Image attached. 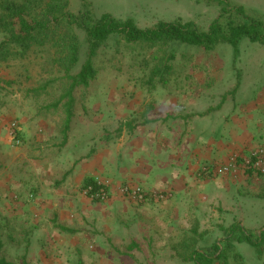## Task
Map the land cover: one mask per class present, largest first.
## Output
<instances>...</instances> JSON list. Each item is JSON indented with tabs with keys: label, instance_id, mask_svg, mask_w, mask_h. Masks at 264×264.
Segmentation results:
<instances>
[{
	"label": "rangeland",
	"instance_id": "1",
	"mask_svg": "<svg viewBox=\"0 0 264 264\" xmlns=\"http://www.w3.org/2000/svg\"><path fill=\"white\" fill-rule=\"evenodd\" d=\"M228 1L264 16V0ZM86 9L95 17L110 13L119 19L131 18L141 28L154 27L160 21H182L194 22L202 30H208L221 13L215 0H70L74 14ZM78 34L82 48L73 74L80 71L87 52L85 33L78 29ZM93 62L95 78L87 86L76 87L72 103L64 97L69 80L62 78L43 88L36 79L47 76L39 75L38 69L33 71V80H21L14 68L0 64V118L9 119L7 129H0V168L23 177L29 165L24 162L25 155L34 161L42 155L55 160L65 156L71 161L77 154L98 148L109 136L119 138V129L126 127L121 115L127 103L143 101L148 95L163 98L172 88L224 92L241 82L246 92L264 91V43L247 38L240 40L237 50L229 43H221L208 51L180 41L156 46L127 44L120 36H112ZM204 93L197 95L202 97ZM69 105L72 118L67 128ZM110 111L113 114L108 118ZM13 123L15 138L10 129ZM64 140L67 144L61 145ZM235 155L238 154L230 159ZM226 163L217 166L214 173L237 178L239 173L218 172ZM252 174L259 179L264 171ZM79 192L89 203L85 205L86 212L81 211L80 224L73 228L59 222L52 213L42 217L36 212L27 220L29 213L23 210L24 217L16 218L17 213L9 217L0 205V257L15 264H195L192 251L207 250L215 242L221 245L225 229L232 224L241 223L253 233L264 225L261 195L250 198L253 205L240 206L235 204L236 199L227 198L224 204L199 207L200 213L192 206L180 205L175 219L169 222L166 215H160L162 212L151 217L141 209L144 203L168 198L169 192L130 183L115 184L103 174H94ZM36 196L32 191L30 201L35 202ZM113 196L131 202L127 213H110L104 206ZM235 246L240 256H235L236 261L253 264L246 242Z\"/></svg>",
	"mask_w": 264,
	"mask_h": 264
},
{
	"label": "crops",
	"instance_id": "2",
	"mask_svg": "<svg viewBox=\"0 0 264 264\" xmlns=\"http://www.w3.org/2000/svg\"><path fill=\"white\" fill-rule=\"evenodd\" d=\"M209 89L196 93L190 88H172L163 98L148 95L143 101L127 103L121 115L126 127L119 129V138L109 136L98 148L77 154L71 161L45 155L34 161L25 155L29 165L23 177L0 168V205L6 208L5 215L17 213L15 217L21 218L25 210L30 220L36 212L42 217L52 213L67 227L78 226L81 211L86 212L89 203L79 188L94 174L109 176L115 184L169 192L168 198L141 206L151 217L162 212L169 222L180 205L192 206L198 213L199 207L224 204L227 198L236 199L240 206L253 205L250 198H264V174L256 179L251 170L239 172L237 178L214 172L234 154L242 158L252 150L264 149V91L246 92L241 82L224 92ZM108 114L110 118L113 113ZM8 122L0 118V129H7ZM66 144V140L61 143ZM205 168L209 171L204 172ZM32 191L37 195L35 202L29 199ZM105 203L110 213L122 214L131 205L120 196ZM247 231L257 238L264 233V225L255 233ZM246 244L253 264H264V244Z\"/></svg>",
	"mask_w": 264,
	"mask_h": 264
},
{
	"label": "trees",
	"instance_id": "3",
	"mask_svg": "<svg viewBox=\"0 0 264 264\" xmlns=\"http://www.w3.org/2000/svg\"><path fill=\"white\" fill-rule=\"evenodd\" d=\"M80 1L86 3V0ZM215 1L221 6V13L208 30H202L194 22L160 21L154 27L141 28L131 18L119 19L110 13L95 17L86 9L74 14L70 11V0H0V64L14 68L21 80H33V71L38 69L39 75L47 76L36 79L43 88L62 78L69 80L64 97H69L72 103L76 87L87 86L95 78L93 59L112 36H120L127 44L156 46L180 41L208 51L221 43H229L237 50L242 38L264 43V16L228 0ZM78 29L85 33L87 52L80 71L73 74L82 48ZM71 118L69 105L67 128ZM225 232L222 246L215 242L207 250H194L192 261L195 264H241L236 261L240 256L235 244H264V233L254 238L241 223L232 224ZM0 264L15 263L0 257Z\"/></svg>",
	"mask_w": 264,
	"mask_h": 264
},
{
	"label": "built area",
	"instance_id": "4",
	"mask_svg": "<svg viewBox=\"0 0 264 264\" xmlns=\"http://www.w3.org/2000/svg\"><path fill=\"white\" fill-rule=\"evenodd\" d=\"M10 129L12 130L11 134L14 135L15 138L16 124L13 123ZM16 143L20 144V140L16 139ZM245 170H252L254 173L257 171H264V149L258 148L252 150L247 156L242 158H240L239 155H235L228 163L218 168L219 173L233 175H237L239 172ZM96 185H98V190H100V184L97 183Z\"/></svg>",
	"mask_w": 264,
	"mask_h": 264
}]
</instances>
